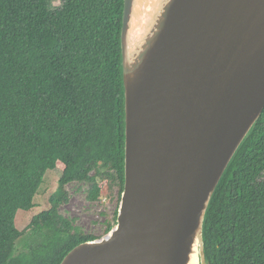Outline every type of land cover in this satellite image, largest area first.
Wrapping results in <instances>:
<instances>
[{
	"label": "trees",
	"instance_id": "1",
	"mask_svg": "<svg viewBox=\"0 0 264 264\" xmlns=\"http://www.w3.org/2000/svg\"><path fill=\"white\" fill-rule=\"evenodd\" d=\"M122 9L123 0H0V264H60L99 238L60 213L70 185L90 204L114 202L103 234L115 225L124 166ZM58 164L49 208L20 231L16 213L34 207ZM203 244L207 264H264V110L212 196Z\"/></svg>",
	"mask_w": 264,
	"mask_h": 264
},
{
	"label": "water",
	"instance_id": "2",
	"mask_svg": "<svg viewBox=\"0 0 264 264\" xmlns=\"http://www.w3.org/2000/svg\"><path fill=\"white\" fill-rule=\"evenodd\" d=\"M115 225L60 264H207L212 196L264 110V0H123Z\"/></svg>",
	"mask_w": 264,
	"mask_h": 264
},
{
	"label": "rangeland",
	"instance_id": "3",
	"mask_svg": "<svg viewBox=\"0 0 264 264\" xmlns=\"http://www.w3.org/2000/svg\"><path fill=\"white\" fill-rule=\"evenodd\" d=\"M62 165L58 164L53 171H47L43 183L33 198L34 207L28 211H18L15 217V226L20 231L25 230L32 217L49 208V197L57 188ZM70 194L69 202L60 209V213L67 219H74L75 225L83 232L93 236H104L105 221H110L115 210V203L108 202L103 197L99 203L90 204L85 200L84 192L78 189V185L68 186ZM29 233V232H28ZM25 249L22 241L16 246V253H22Z\"/></svg>",
	"mask_w": 264,
	"mask_h": 264
},
{
	"label": "flooded vegetation",
	"instance_id": "4",
	"mask_svg": "<svg viewBox=\"0 0 264 264\" xmlns=\"http://www.w3.org/2000/svg\"><path fill=\"white\" fill-rule=\"evenodd\" d=\"M28 241L30 242V241H31V239H28ZM23 244H24V243H22V246H23Z\"/></svg>",
	"mask_w": 264,
	"mask_h": 264
}]
</instances>
